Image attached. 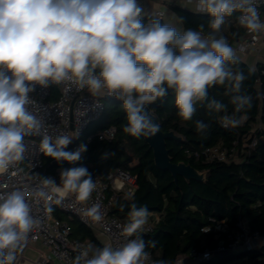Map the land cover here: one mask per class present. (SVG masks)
Instances as JSON below:
<instances>
[{
    "label": "clouds",
    "instance_id": "clouds-1",
    "mask_svg": "<svg viewBox=\"0 0 264 264\" xmlns=\"http://www.w3.org/2000/svg\"><path fill=\"white\" fill-rule=\"evenodd\" d=\"M197 11L211 17L214 32L237 11L239 24L249 32L264 31L258 0H197ZM142 15L137 0H0V173L24 158L26 134H41V120L27 107L36 85L71 81L93 96L122 100L127 119L123 131L136 138L160 131L148 106L167 96L169 89L184 121L192 119L198 102L207 101V108L216 112L227 111L225 104L208 99L209 88L216 85H227L236 113L252 107L251 97L240 94L247 77L229 67L238 58L224 37L202 36L203 25L180 33L158 19L144 24ZM246 119V115H224L222 126L235 128ZM207 128L203 121L196 122L198 132ZM70 143L68 134L55 139L45 134L39 150L56 161L74 163L87 149L81 145L65 151ZM42 182L59 198L74 193L81 202L96 187L84 166L62 170L60 185L51 178ZM27 196L22 190L0 192V264H14L16 250L39 224L31 215ZM36 196L52 199L43 190ZM83 215L94 222L103 218L99 204ZM149 216L147 207L133 204L123 234L132 237L143 231ZM149 246L154 248L156 242L146 244L136 235L119 248L105 246L91 256V249H84L73 264H144Z\"/></svg>",
    "mask_w": 264,
    "mask_h": 264
},
{
    "label": "trees",
    "instance_id": "trees-1",
    "mask_svg": "<svg viewBox=\"0 0 264 264\" xmlns=\"http://www.w3.org/2000/svg\"><path fill=\"white\" fill-rule=\"evenodd\" d=\"M175 12L183 32L187 29L199 30V25H203L202 36L208 37L212 34L216 38L224 37L229 45L245 34V28L238 21L239 11L226 16L218 32L211 29V17L208 14L181 8H176ZM262 15L264 17V3ZM229 67L234 73L242 71L247 77L242 83L240 94L251 97L250 109L236 113L235 105L231 103V95L227 92V85H216L209 88L208 99L225 104L226 112L208 109L207 101L198 102L192 119L184 121L177 114L173 90L159 107L152 110L162 132L171 131L181 138L166 141L172 161L184 162L198 172L205 173L203 182H185L178 177L174 183L168 172L157 170L153 164L152 152L143 136L136 138L123 131L127 119L121 100L105 101L100 117L90 123L82 135L64 149L75 151L74 144L82 143L88 136H93L79 161H56L43 154V173L84 166L91 176L98 175L104 179L113 170L128 172L135 178L136 189L131 196L117 193L110 214L124 218L129 215L133 204L137 208L144 206L148 211L161 214L153 233L139 235L146 244L149 241L156 242L154 248H146L156 262L164 260L172 264L178 255L190 256L192 251L201 252L207 249L214 252L217 245L214 233L205 231V228L213 226L209 219L224 221L231 231L237 229L238 222L244 221L249 231L264 234V97H260L261 94L264 95L263 69L260 64L253 70L239 59L236 64L229 63ZM224 115H235L236 118L246 115L247 119L238 127L223 128L220 121ZM197 121L208 125L204 133L197 131ZM92 124L93 127H90ZM110 127L115 128L114 138L111 141L97 140L96 134ZM253 140H256L255 146L248 147ZM218 143L227 147L236 143L239 160L205 162L201 159L195 160L186 153L201 151ZM54 215L68 222L71 238L88 240L94 249L102 246L95 234L75 218H70L57 209L54 210ZM245 257L251 264H264V247L234 255L213 254L203 264H227L233 259Z\"/></svg>",
    "mask_w": 264,
    "mask_h": 264
},
{
    "label": "built area",
    "instance_id": "built-area-1",
    "mask_svg": "<svg viewBox=\"0 0 264 264\" xmlns=\"http://www.w3.org/2000/svg\"><path fill=\"white\" fill-rule=\"evenodd\" d=\"M187 1L195 3V12L201 13L197 11V0ZM263 3V0H258V13L262 23H264ZM161 17L162 13L156 12L152 20H160ZM259 45L264 47V31L249 32L245 28L243 37L234 42L231 47L235 53L247 54ZM261 65L262 74H264V62ZM103 97L116 98L108 95L93 96L87 89H80L71 81H64L60 84L52 83L48 87L36 85L34 91L29 93L32 103L27 107L33 115L41 120V134L33 135L29 133L30 135H25L26 151L24 158L13 162L5 172L0 173V192L26 191L28 193L26 199L31 208V215L39 221L38 226H35L27 234V239L16 250L14 264L25 261L24 250L31 244L39 245L42 249L41 254L32 264H73L75 257L82 250L91 249L89 256L96 250L88 240L71 238L68 222L55 217L54 210L56 209L75 218L95 235L99 234L105 237L108 246L113 248L123 246L128 240L134 239L136 235L146 236L153 233L159 223L161 214L156 211H149L148 223L144 225L143 231L132 237H126L123 234V228L129 222V215L118 218L110 214V208L117 193H125L131 196L136 189L135 178L126 171L119 169L110 171L104 179L98 175H93L92 179L96 187L88 200L83 202L78 201L74 193H69L61 199L50 187H44L43 185L42 179L44 178H51L57 185H60V173L62 171L43 173V153L39 150L43 136L46 134L55 139L58 135L68 134L71 136V143L74 142L82 135L87 126L97 120L104 111ZM260 97L263 98L264 95L261 94ZM220 125L222 126V120ZM114 135L115 128L110 127L99 131L95 137L99 141H111ZM92 138L93 136H88L84 142L74 144L73 149L77 150L81 145L87 146ZM255 144L256 140H253L248 147L251 148ZM186 153L195 160L201 159L205 162L239 160L236 143H233L230 147L218 143L201 151H186ZM40 190L47 192L52 199L46 200L36 196V192ZM58 199L59 203H57ZM96 204L100 205V212L103 217L99 222H94L90 217L83 215L84 211ZM49 207L52 209L51 212L47 211ZM209 222L213 226L205 228V231L214 233V239L217 243L215 251L211 252L205 249L201 252L192 251L190 256L178 255L172 264H203L209 261L216 252H226L227 255H234L264 247V234L249 231L244 221L238 222L237 229L234 231L229 230L224 221L209 219ZM103 247L105 245L100 248ZM144 264H157V262L149 254V259L144 261ZM227 264H232V262Z\"/></svg>",
    "mask_w": 264,
    "mask_h": 264
},
{
    "label": "water",
    "instance_id": "water-1",
    "mask_svg": "<svg viewBox=\"0 0 264 264\" xmlns=\"http://www.w3.org/2000/svg\"><path fill=\"white\" fill-rule=\"evenodd\" d=\"M254 74L256 72L254 71ZM172 91V89L168 90V94ZM166 97V96H165ZM165 97L158 99L156 102L148 106V110L150 111L153 122L158 124L156 117L152 114V110L159 107ZM102 100L111 101V100H120L118 98L112 97H103ZM122 101V100H121ZM72 128V127H71ZM30 135V134H26ZM143 139L148 147V149L152 152L153 156V164L154 167L162 172H168L174 183H176L177 178H182L185 182L195 181V182H203L205 178V173L198 172L189 164L184 162L174 163L172 158L169 156L168 150L166 148L167 140H181L180 137L175 136L171 131L162 132L161 130L152 137H144ZM215 256H224L227 255L226 252H216Z\"/></svg>",
    "mask_w": 264,
    "mask_h": 264
},
{
    "label": "crops",
    "instance_id": "crops-1",
    "mask_svg": "<svg viewBox=\"0 0 264 264\" xmlns=\"http://www.w3.org/2000/svg\"><path fill=\"white\" fill-rule=\"evenodd\" d=\"M137 3L143 9V15L141 17L142 23H151L155 13L161 12L162 17L160 18V21H162L163 24L174 27L178 32H183V29L175 9L181 8L196 13L195 3L188 2L187 0H137ZM231 45H233V43ZM235 54L240 61L247 64L253 70H255L257 66L264 62V47L262 45H259L257 48L247 54ZM95 236L97 238V235ZM99 242L103 246L105 245L101 241Z\"/></svg>",
    "mask_w": 264,
    "mask_h": 264
},
{
    "label": "rangeland",
    "instance_id": "rangeland-1",
    "mask_svg": "<svg viewBox=\"0 0 264 264\" xmlns=\"http://www.w3.org/2000/svg\"><path fill=\"white\" fill-rule=\"evenodd\" d=\"M90 127H93V124ZM97 238L103 244L108 246L107 240L105 239V237L98 234ZM40 252H42V249L40 248L39 245H35V244L29 245L27 248H25L24 253H23L25 261L20 264H32L39 257V254H41ZM230 262H232V264H251L248 258H237V259H233Z\"/></svg>",
    "mask_w": 264,
    "mask_h": 264
}]
</instances>
